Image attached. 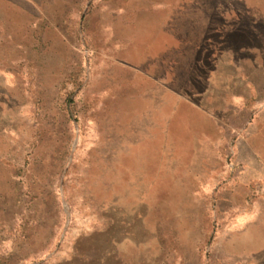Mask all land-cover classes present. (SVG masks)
<instances>
[{"label": "rangeland", "instance_id": "rangeland-1", "mask_svg": "<svg viewBox=\"0 0 264 264\" xmlns=\"http://www.w3.org/2000/svg\"><path fill=\"white\" fill-rule=\"evenodd\" d=\"M263 246L264 0H0V264Z\"/></svg>", "mask_w": 264, "mask_h": 264}, {"label": "crops", "instance_id": "crops-1", "mask_svg": "<svg viewBox=\"0 0 264 264\" xmlns=\"http://www.w3.org/2000/svg\"><path fill=\"white\" fill-rule=\"evenodd\" d=\"M262 249H264V246L262 247ZM259 250H261V248H259Z\"/></svg>", "mask_w": 264, "mask_h": 264}]
</instances>
